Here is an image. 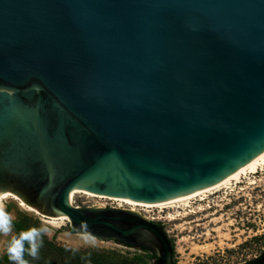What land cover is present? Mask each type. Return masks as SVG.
<instances>
[{
  "label": "water",
  "instance_id": "1",
  "mask_svg": "<svg viewBox=\"0 0 264 264\" xmlns=\"http://www.w3.org/2000/svg\"><path fill=\"white\" fill-rule=\"evenodd\" d=\"M264 153V0H0V195L174 264L153 202Z\"/></svg>",
  "mask_w": 264,
  "mask_h": 264
},
{
  "label": "rangeland",
  "instance_id": "2",
  "mask_svg": "<svg viewBox=\"0 0 264 264\" xmlns=\"http://www.w3.org/2000/svg\"><path fill=\"white\" fill-rule=\"evenodd\" d=\"M250 177L255 183L249 184L245 176L242 182L233 181V192L223 187L207 193L205 200L197 196L187 205L181 202L166 207L137 206V211L162 223L174 243V264H242L264 248V170ZM119 202L84 193L73 197V204L80 206H120ZM1 206L13 222L29 218L35 222H31V228L45 229L38 241V254L33 257L37 264H51L50 260L54 264H153L146 251L71 232L68 220H49L38 211L23 208L13 197L4 199ZM14 236V227L8 235L0 233V264ZM46 238L63 251H47L43 243Z\"/></svg>",
  "mask_w": 264,
  "mask_h": 264
},
{
  "label": "bare ground",
  "instance_id": "3",
  "mask_svg": "<svg viewBox=\"0 0 264 264\" xmlns=\"http://www.w3.org/2000/svg\"><path fill=\"white\" fill-rule=\"evenodd\" d=\"M264 170V153L261 154L256 160H254L250 165H248L246 168L220 180L217 181L197 192H192V193H188V194H183V195H179V196H175V197H170V198H166V199H162V200H157V201H153V202H140V201H135V200H130V199H125V198H121V197H112V196H107V195H103V194H97V193H93V192H89V191H83V190H77V189H72L71 191V203H73V197L76 193H84L87 194L89 196H94V197H100V198H108V199H112V200H116V201H120V202H124L125 204H127L128 208L130 209H134L137 210V206H144V207H166V206H173V205H177L178 203L184 202V204L187 205V201L190 199H193L197 196H200V198L202 200H205L204 196H206L207 193H211L220 188H226L227 190L229 189V191L233 192V181H236L235 183L238 182H242V176H245L246 178H248L249 180V184H253L255 183V180H253L250 176L251 174H256L259 171H263ZM242 189V188H240ZM227 192V191H226ZM231 192V193H232ZM230 193V192H229ZM8 197H13L15 199H17L19 201V204L23 207L26 208L28 210H34L33 208H31L30 206H28L26 203H24L23 201H21L20 199H18L17 197H15L14 195L10 194V195H0V206L3 202L4 199L8 198ZM119 205L122 207L124 204L120 203ZM119 206V207H120ZM180 206V205H179ZM201 206V205H200ZM188 208V206H187ZM200 208V207H199ZM204 209V208H202ZM49 220H52L54 222H58V221H65L68 220L64 217L61 218H50L48 217ZM83 236V235H82Z\"/></svg>",
  "mask_w": 264,
  "mask_h": 264
},
{
  "label": "clouds",
  "instance_id": "4",
  "mask_svg": "<svg viewBox=\"0 0 264 264\" xmlns=\"http://www.w3.org/2000/svg\"><path fill=\"white\" fill-rule=\"evenodd\" d=\"M12 230V217L0 206V233L8 235ZM44 231L43 228L32 227L12 237L7 247V257L11 264H29V261L25 259V253L32 257L37 256L40 246L38 241Z\"/></svg>",
  "mask_w": 264,
  "mask_h": 264
},
{
  "label": "trees",
  "instance_id": "5",
  "mask_svg": "<svg viewBox=\"0 0 264 264\" xmlns=\"http://www.w3.org/2000/svg\"><path fill=\"white\" fill-rule=\"evenodd\" d=\"M31 222L35 223L33 220L30 221L29 218H24V217L20 218L18 221L13 222V227L15 229V235L17 236L20 231L30 229L31 228V224H32ZM157 224H159L161 227L164 228V226L162 225L161 222H157ZM71 232H73V231L71 230ZM171 242L173 244V249H174V243H173L172 239H171ZM43 243H44L45 249L47 251H53V252L63 251L62 247L56 245L55 243L51 242L47 238H46V240H43ZM139 249H141L143 251H146L147 253H150L152 260H154L153 264H155V261H156L157 257L152 251H150L148 249H142V248H139ZM25 259L29 261V264H37L36 260H33V257L28 255L27 252L25 253ZM50 262H51V264H54V261L50 260ZM3 264H11V261L8 259L7 255L3 259Z\"/></svg>",
  "mask_w": 264,
  "mask_h": 264
},
{
  "label": "flooded vegetation",
  "instance_id": "6",
  "mask_svg": "<svg viewBox=\"0 0 264 264\" xmlns=\"http://www.w3.org/2000/svg\"><path fill=\"white\" fill-rule=\"evenodd\" d=\"M242 264H264V248L257 256H255V258Z\"/></svg>",
  "mask_w": 264,
  "mask_h": 264
},
{
  "label": "built area",
  "instance_id": "7",
  "mask_svg": "<svg viewBox=\"0 0 264 264\" xmlns=\"http://www.w3.org/2000/svg\"><path fill=\"white\" fill-rule=\"evenodd\" d=\"M149 219H150V220H153V221L155 220V219H154L153 217H151V216L149 217Z\"/></svg>",
  "mask_w": 264,
  "mask_h": 264
}]
</instances>
